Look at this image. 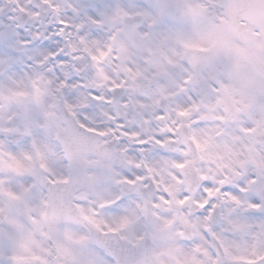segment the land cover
Masks as SVG:
<instances>
[{
  "label": "snow or ice",
  "instance_id": "snow-or-ice-1",
  "mask_svg": "<svg viewBox=\"0 0 264 264\" xmlns=\"http://www.w3.org/2000/svg\"><path fill=\"white\" fill-rule=\"evenodd\" d=\"M0 264H264V0H0Z\"/></svg>",
  "mask_w": 264,
  "mask_h": 264
}]
</instances>
